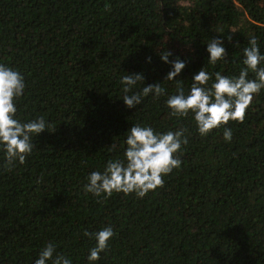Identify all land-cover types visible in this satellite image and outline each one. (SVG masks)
Wrapping results in <instances>:
<instances>
[{
  "label": "trees",
  "instance_id": "trees-1",
  "mask_svg": "<svg viewBox=\"0 0 264 264\" xmlns=\"http://www.w3.org/2000/svg\"><path fill=\"white\" fill-rule=\"evenodd\" d=\"M251 35L264 52V0H0V63L26 82L16 118L50 125L23 164L5 167L0 152V264H34L48 242L89 264L95 239L84 230L106 226L115 235L95 264H264V89L243 121L201 136L191 115L170 114L176 83L164 81L171 64L160 59L167 50L185 61L177 79L187 92L203 66L238 74ZM213 37L227 53L216 65L207 63ZM128 72L164 93L126 107ZM132 124L184 129L180 167L142 198L85 193L91 171L123 159Z\"/></svg>",
  "mask_w": 264,
  "mask_h": 264
},
{
  "label": "clouds",
  "instance_id": "clouds-1",
  "mask_svg": "<svg viewBox=\"0 0 264 264\" xmlns=\"http://www.w3.org/2000/svg\"><path fill=\"white\" fill-rule=\"evenodd\" d=\"M260 47L257 36H249L248 46L242 49L243 67L238 74L225 75L220 71L213 74L204 70L203 66L193 74L187 92L177 79L185 68V61L179 57L170 60L171 51L161 52L160 59L171 64L164 81L176 83L175 92L167 95L165 100L170 114L178 118L191 115L201 136L226 125L230 119L243 121L254 95L264 89V52H261ZM206 51L207 63L210 65L226 59L222 37H213L207 42ZM146 59L151 62L150 56ZM249 73L253 74L252 78ZM144 80L145 76L141 72H128L120 77V97L126 107L140 105L149 94L159 97L164 93L160 82L145 84ZM25 89L23 74L12 66L0 63V152L3 153L5 167L9 169L25 162L26 156L32 153L33 138L50 127L43 116L27 121L16 118V102L25 94ZM184 132L182 128L161 132L150 125L132 124L125 132L123 159H109L102 171H91L83 185L85 193L97 197L103 194L107 198L114 192H123L125 195L134 193L142 198L149 191L162 186L163 177L181 165L179 153L182 145L188 143ZM223 138L226 142L231 141L230 128H224ZM84 234L95 239V245L87 255L89 264H95L100 253L108 248L110 239L115 235L114 230L106 226L93 233L85 229ZM55 252V243L48 242L41 248L34 264H72L70 258L54 255Z\"/></svg>",
  "mask_w": 264,
  "mask_h": 264
}]
</instances>
